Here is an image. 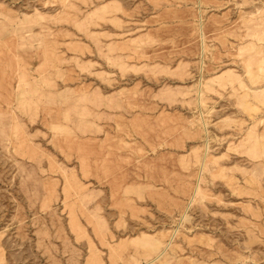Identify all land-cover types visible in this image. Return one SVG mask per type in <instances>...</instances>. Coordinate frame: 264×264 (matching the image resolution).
Listing matches in <instances>:
<instances>
[{
	"label": "rangeland",
	"instance_id": "374dc122",
	"mask_svg": "<svg viewBox=\"0 0 264 264\" xmlns=\"http://www.w3.org/2000/svg\"><path fill=\"white\" fill-rule=\"evenodd\" d=\"M0 264H264V0H0Z\"/></svg>",
	"mask_w": 264,
	"mask_h": 264
}]
</instances>
